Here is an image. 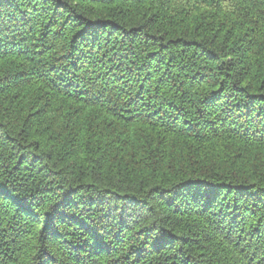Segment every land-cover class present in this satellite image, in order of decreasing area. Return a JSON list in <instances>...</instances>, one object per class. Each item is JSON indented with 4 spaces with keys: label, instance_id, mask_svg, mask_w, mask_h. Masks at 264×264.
I'll return each instance as SVG.
<instances>
[{
    "label": "trees",
    "instance_id": "16d2710c",
    "mask_svg": "<svg viewBox=\"0 0 264 264\" xmlns=\"http://www.w3.org/2000/svg\"><path fill=\"white\" fill-rule=\"evenodd\" d=\"M0 264H264V0H0Z\"/></svg>",
    "mask_w": 264,
    "mask_h": 264
}]
</instances>
